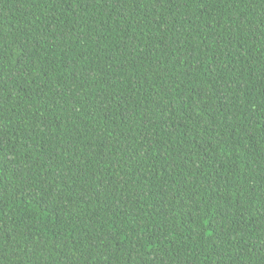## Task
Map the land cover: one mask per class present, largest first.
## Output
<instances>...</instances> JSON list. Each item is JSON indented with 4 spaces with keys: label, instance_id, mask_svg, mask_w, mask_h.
Listing matches in <instances>:
<instances>
[{
    "label": "trees",
    "instance_id": "trees-1",
    "mask_svg": "<svg viewBox=\"0 0 264 264\" xmlns=\"http://www.w3.org/2000/svg\"><path fill=\"white\" fill-rule=\"evenodd\" d=\"M0 264H264V0H0Z\"/></svg>",
    "mask_w": 264,
    "mask_h": 264
}]
</instances>
